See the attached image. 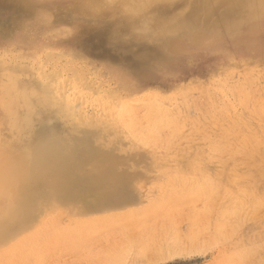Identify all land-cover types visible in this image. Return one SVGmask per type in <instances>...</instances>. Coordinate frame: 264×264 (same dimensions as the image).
Returning <instances> with one entry per match:
<instances>
[{"label":"rangeland","instance_id":"rangeland-1","mask_svg":"<svg viewBox=\"0 0 264 264\" xmlns=\"http://www.w3.org/2000/svg\"><path fill=\"white\" fill-rule=\"evenodd\" d=\"M78 1L0 0L4 161L25 156L36 171L51 149L78 193L48 181L50 201H28L21 228L0 239V264H264V15L245 17L264 0L224 19L210 3L197 40L191 25H143L166 27L189 0L64 10ZM22 188L36 189L20 180L2 196Z\"/></svg>","mask_w":264,"mask_h":264},{"label":"bare ground","instance_id":"bare-ground-1","mask_svg":"<svg viewBox=\"0 0 264 264\" xmlns=\"http://www.w3.org/2000/svg\"><path fill=\"white\" fill-rule=\"evenodd\" d=\"M116 0H104L102 1L105 6H110L111 4H113ZM153 0H134V3L132 4V6H130L131 10L133 12L139 11L140 9L143 8V4L150 2ZM264 2V1H263ZM210 3L212 4H224L226 7L225 12L223 13V15L220 17L221 19H224L226 17H228L231 13L234 12V10H239L240 8L244 7L247 4H254L256 5V0H189V10L187 15L182 17V18H176L173 22L168 23L166 27L157 29L156 27L153 26V24L151 25L150 22H148V19H142L143 20V25L144 27H147V30H151L149 32H153L158 34H170V33H179L181 30L183 31L184 28H187L189 25H191V27H194V30L191 32L192 37L194 38V40H197L199 37L203 36L204 33H200L199 30H197L196 26H194L200 16L199 13H202L203 15H208L209 12L211 11L210 9ZM262 3V2H261ZM5 5V4H4ZM93 3L90 1H78V3L76 4H72L67 6L64 10H68L70 8H74L77 9L78 11H82V12H92L93 11ZM41 8V7H40ZM17 9V8H16ZM54 9H56L57 11L63 12V9H60L58 7H54ZM21 10V9H20ZM43 10V9H42ZM41 10V11H42ZM19 12V11H18ZM29 9L26 11L27 14H29ZM96 12V11H95ZM37 13V12H36ZM39 13V12H38ZM93 13V12H92ZM263 13L264 15V3H262V5H260V3L258 4V6H255V10L253 14L250 13H246L245 17L251 21V22H255L257 19H259V15ZM25 15V14H23ZM199 15V16H198ZM253 15V16H252ZM14 18V17H13ZM26 20V17H21V18H17L12 21H10L8 23L7 26L13 25V26H22L24 24ZM201 34V35H200ZM170 41V40H169ZM259 41V40H258ZM260 43V42H259ZM257 44V43H256ZM263 44V43H262ZM259 45V44H258ZM263 46V45H262ZM179 46H176V48H178ZM264 47V46H263ZM259 48V47H258ZM241 51V50H239ZM191 60V59H190ZM201 61V60H200ZM199 61V62H200ZM198 63V62H197ZM254 72V71H253ZM214 79V78H213ZM79 83V79H73L72 80V85L73 87L76 89V87L78 86ZM206 88V87H205ZM42 89V88H41ZM44 91V90H43ZM197 91V90H196ZM240 92V90H239ZM202 94V93H201ZM248 94V93H247ZM28 97V96H27ZM199 100V99H198ZM34 102V101H33ZM155 102V101H154ZM196 102V101H195ZM209 103V102H208ZM121 103L118 105L120 106V108H123L121 106ZM127 104V103H126ZM153 104V103H152ZM247 104V103H246ZM103 105V104H102ZM128 105V104H127ZM127 105H124V109L126 108ZM35 106V105H34ZM164 106V105H163ZM154 107V106H153ZM35 108V107H34ZM118 109V107H116ZM152 108V107H151ZM164 108V107H163ZM210 108V107H209ZM155 109V107H154ZM12 113H16L15 109H11ZM157 110V109H156ZM163 110V109H162ZM8 111V109L6 110ZM15 111V112H13ZM113 111V110H112ZM111 111V112H112ZM126 111V109H125ZM124 111V112H125ZM11 112V111H10ZM115 112V111H114ZM121 112V111H120ZM149 112V111H148ZM170 112V111H169ZM119 113V112H118ZM127 114V112H125ZM162 113V112H161ZM166 113V112H165ZM12 114V115H14ZM18 114V113H17ZM113 114V113H112ZM112 114L111 115L112 117ZM117 114V112L115 113V115ZM123 112L120 113V115H122ZM170 114V113H169ZM11 115V114H10ZM156 115V114H155ZM157 115L158 112H157ZM168 115V113H167ZM16 116V115H14ZM13 116V118H14ZM119 116V115H118ZM170 117V116H169ZM216 117V116H215ZM228 117V116H227ZM17 118V116H16ZM124 118V116H123ZM154 118V117H153ZM158 118V117H157ZM114 119V117H113ZM117 119H119L117 117ZM126 119V118H125ZM123 119V120H125ZM12 120V119H11ZM123 120L121 119V121L123 122ZM155 120V119H154ZM15 121H19V120H15ZM126 121V120H125ZM124 121V122H125ZM195 121V120H194ZM13 122V121H12ZM120 122V121H119ZM170 122V121H169ZM19 123V122H18ZM13 124V123H12ZM15 125H17L16 123H14ZM20 124V123H19ZM22 124V122H21ZM171 124V123H170ZM176 124V123H174ZM13 125V127L15 126ZM23 125V124H22ZM10 126V125H9ZM12 126V125H11ZM170 126V125H169ZM175 126V125H174ZM19 127V126H18ZM18 127L13 128V130L16 131V128L18 129ZM124 127V126H123ZM12 128V127H11ZM172 130V129H171ZM18 132V131H16ZM18 134V133H17ZM158 134V133H157ZM132 135V134H131ZM133 136V135H132ZM18 137V136H17ZM142 137V136H141ZM140 137V138H141ZM151 137V136H150ZM167 137V136H166ZM144 138V137H143ZM168 138V137H167ZM170 138V137H169ZM137 139V138H136ZM151 139V138H150ZM143 139H140V141ZM147 140V139H146ZM167 140V139H166ZM138 141V140H137ZM151 142V141H150ZM142 143V142H141ZM145 144V143H144ZM147 144V143H146ZM14 150L11 152V154H14ZM52 150L51 149H43L37 152L35 159L33 160L35 162V165L37 166L38 170L34 171L33 169H31V166L26 163L23 162V160L25 159V156L19 157L15 160L9 161V162H5L4 159L7 158L8 156L5 155L2 151H0V201H1V212H0V239H4L5 236L9 235L11 233V231H17L18 228L20 229L22 224L25 222V219H23V214L25 212V210L27 209V205L26 203L28 201H32V200H36L38 199L40 196H46L48 197L49 201H50V196L52 195V193H67V194H78L77 191L75 190L76 188L73 186L74 182L68 183V181H72V178L70 180H66V177L68 179L67 176V171L65 172L64 167H63V163L59 162L56 160V163L59 162L57 165H53L51 164V160L55 161V157L54 154L52 155ZM67 158V157H66ZM59 160V158H58ZM63 160V159H62ZM61 160V161H62ZM65 160V159H64ZM71 160V159H70ZM73 160V159H72ZM79 160V159H78ZM70 162V161H69ZM75 162V161H74ZM80 162V161H79ZM23 163H25L26 165H24ZM55 163V162H54ZM73 163V161H72ZM76 165V163H75ZM79 166V164H77ZM81 165V164H80ZM67 167V166H65ZM79 168V167H76ZM71 169V167H70ZM67 170V169H66ZM67 173V174H65ZM70 173V172H69ZM111 173V172H110ZM73 174V173H70ZM86 175V174H85ZM95 175V174H94ZM98 175V174H97ZM102 175V174H101ZM113 175V174H112ZM73 176V175H71ZM83 176V175H82ZM105 176V175H103ZM116 176V175H115ZM86 177V176H84ZM96 177V176H95ZM56 187L55 190L51 193V190L49 189V184L52 179H56ZM80 178V177H79ZM120 178V177H119ZM28 180L36 189L33 190L34 192L29 193L26 191L25 188H22L21 191L17 194H14L13 196H11L9 199H6L5 196H2L3 190L10 185L12 182H16V181H20V180ZM76 179V178H75ZM91 181L93 179L90 178ZM96 179V178H95ZM101 179H103L101 177ZM109 179V178H108ZM111 179V177H110ZM116 179V178H115ZM46 180V182L44 181ZM84 181V178H83ZM89 181V182H91ZM94 181V179H93ZM96 181V180H95ZM79 181L77 180V183ZM104 182V181H103ZM73 183V185H72ZM117 183V182H116ZM99 184V183H98ZM122 184V183H121ZM26 185H28V183L26 182ZM88 185V182H87ZM90 185V184H89ZM95 185V183H94ZM97 185V184H96ZM100 185V184H99ZM106 185V184H104ZM46 186V187H45ZM79 186V185H78ZM85 186V185H84ZM98 186V185H97ZM83 187V186H82ZM81 187V189H82ZM88 187V186H87ZM93 187V186H92ZM95 187V186H94ZM99 187V186H98ZM108 187V186H107ZM113 187V186H112ZM116 187V186H115ZM86 188V187H84ZM96 188V187H95ZM98 188H96L97 190ZM102 192H103V187L101 188ZM107 189V188H106ZM117 189V188H116ZM78 190V189H77ZM83 190V189H82ZM87 190V189H86ZM94 190V189H93ZM108 190V189H107ZM112 190V189H111ZM115 190V189H114ZM85 191V189H84ZM91 191V190H90ZM88 190V192H90ZM95 191V190H94ZM105 191V190H104ZM63 192V193H62ZM97 192L99 193V190H97ZM83 193V192H81ZM97 193V194H98ZM115 193V192H113ZM43 194V195H42ZM84 194V193H83ZM91 194V192H90ZM94 194V193H92ZM101 194V192H100ZM105 194V193H104ZM64 195V194H63ZM81 195V194H80ZM113 195V194H112ZM39 196V197H38ZM44 196V197H45ZM65 196V195H64ZM63 196V197H64ZM69 196V195H68ZM74 196V195H73ZM79 196V195H78ZM77 196V197H78ZM84 196V195H83ZM104 196V195H103ZM102 196V197H103ZM243 196V194H242ZM248 196V195H247ZM45 197V198H46ZM67 197V195H66ZM70 198H74L69 196ZM75 196V198H77ZM45 198H43L44 202ZM61 198V197H60ZM101 198V197H99ZM115 198V197H114ZM245 198V197H243ZM242 198V199H243ZM62 199V198H61ZM66 199V198H65ZM69 199V198H68ZM104 199V198H103ZM237 199V198H236ZM40 200V199H39ZM42 201V200H40ZM48 201V200H47ZM61 201V200H60ZM67 201V200H66ZM69 201V200H68ZM72 201V200H71ZM98 201V200H96ZM234 201V200H233ZM242 201V200H241ZM30 203V202H29ZM37 203V202H36ZM99 203V202H98ZM257 203V202H256ZM260 203V202H259ZM44 204V203H42ZM92 204V203H91ZM100 204V203H99ZM98 204V205H99ZM242 204V203H241ZM261 204V203H260ZM246 205V204H245ZM42 206V205H41ZM48 206V205H47ZM85 206V205H84ZM88 207V205H86ZM95 206V205H94ZM49 207V206H48ZM86 207V208H87ZM96 207V206H95ZM92 208V206H91ZM228 208V207H227ZM90 209V208H89ZM234 209V208H233ZM240 209V208H239ZM248 209V208H247ZM238 210V208H237ZM264 212V211H263ZM262 212V213H263ZM261 213V214H262ZM253 214V212H252ZM264 214V213H263ZM255 214H253L254 217ZM249 216V215H247ZM257 216V215H256ZM257 219V217H256ZM150 246V245H149ZM151 247V246H150ZM259 249V248H258ZM246 251V250H245ZM258 252V250H257ZM139 254V253H138ZM157 254V253H156ZM149 255V253H148ZM247 256H250L247 254ZM150 257V256H148ZM252 257V256H251ZM264 257V256H263ZM154 258V257H153ZM147 259V258H146ZM247 261V259H246ZM251 261V260H250ZM130 264V263H129Z\"/></svg>","mask_w":264,"mask_h":264}]
</instances>
